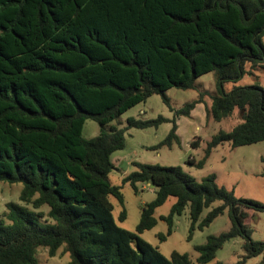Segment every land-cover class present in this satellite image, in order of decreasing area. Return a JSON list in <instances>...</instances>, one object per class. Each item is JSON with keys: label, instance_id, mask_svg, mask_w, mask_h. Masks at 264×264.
<instances>
[{"label": "trees", "instance_id": "1", "mask_svg": "<svg viewBox=\"0 0 264 264\" xmlns=\"http://www.w3.org/2000/svg\"><path fill=\"white\" fill-rule=\"evenodd\" d=\"M263 38L264 0H0V182L22 185L20 204L6 205L10 224L0 222V264H36L39 249L53 258L61 248L68 264H193L187 254L166 258L141 238L169 197L176 201L163 218L166 236L187 206L188 240L228 212L230 229L195 247L199 264L213 262L237 238L245 240L244 260L261 256L264 264V242L253 241L245 224L246 213H264V205L236 198L214 174L197 182L181 167L134 162L122 185L134 192L150 185L154 200L142 208L134 233L113 217L111 198L120 205L124 198L109 181L111 157L125 149L126 130L171 123L149 150L179 146L175 119L189 117L207 93L172 120L129 118L125 129L107 128L154 95L170 108L168 90H194L199 77L213 73L207 117L221 122L237 111L241 122L212 136L202 158L187 164L202 169L224 143L234 149L264 142V89L224 90L247 73V63L264 66ZM87 120L99 126L91 140L82 137ZM199 143L194 137L190 146ZM44 217L46 224L39 222ZM124 219L123 210L118 220Z\"/></svg>", "mask_w": 264, "mask_h": 264}, {"label": "rangeland", "instance_id": "2", "mask_svg": "<svg viewBox=\"0 0 264 264\" xmlns=\"http://www.w3.org/2000/svg\"><path fill=\"white\" fill-rule=\"evenodd\" d=\"M264 44V38H263ZM247 73L237 82H227L224 85L225 91H230L234 87H243L257 85L264 89V66L257 67L255 70L251 68V64L245 66ZM194 90L181 91L170 89L166 92V96L170 100V109L166 106L160 96L154 95L147 99L146 102L136 105L129 109L117 121L107 126L114 125L117 128L125 129L127 120L134 118L137 120H151L158 116L172 120L174 111L182 108L186 103L196 100L198 94L207 92L209 96L204 98L202 103L197 104L196 108L191 112L189 117H177L175 119L177 125V135L180 138V145L174 146L172 149L162 148L159 150H149L148 147L155 146L160 143L169 133L172 124L165 123L157 129L148 128L144 130L128 129L125 132L126 147L124 150L115 153L111 160L116 157H123L122 170L126 174H130L135 169L128 164V160L149 165H159L163 167H181L189 176L200 182L203 178L214 174L217 183L228 191H232L234 196L239 199H246L261 203L264 205V179L261 173L264 170V142L241 146L232 149L228 143L220 145L212 151L208 160L202 169L189 166L187 161L192 158L199 161L203 156V151L207 142L212 136L219 131L229 132L234 126L239 124V114L235 111L232 116L221 122H215L207 117V109L211 103L210 96L215 95V78L213 73L205 74L199 77L195 82ZM99 133V126L91 120L85 121L82 130V137L85 140H91ZM194 136H199L201 141L199 147L192 148L188 145V141ZM109 181L113 186H120L124 198L123 205L117 200L111 198L113 205V217L116 224L131 233L135 232V228L140 220L142 208L154 200L155 195L151 192L149 185H138L137 192H134L128 185H122L121 180L116 175L111 174ZM144 186V189L142 187ZM22 189L21 184H6L0 182V222L10 224L8 220V203L19 202V194ZM174 197H169L167 201L159 207L154 214L156 225L153 229L146 231L141 238L148 242L154 248L169 258L172 252L187 254L193 264L197 262L198 253L195 247L204 245L207 237L217 236L225 233L230 229V221L227 210L223 215L218 217L207 228L192 233L191 239L188 240L190 218L189 206L179 216H174L172 220V232L166 236L168 224L163 219L166 218L175 203ZM220 205L215 202L211 207L203 209L198 222H201L208 212ZM31 209V206H27ZM125 211V219L120 222L118 216L121 211ZM39 211L43 214L48 212L47 207H42ZM39 222L46 224V217L39 219ZM50 222V220H49ZM245 224L251 230V239L256 242H264V213L247 212ZM164 235L166 238L161 241L159 236ZM245 240L237 238L227 242L221 250L216 253L215 260L210 264H260L262 257H254L244 260L243 244ZM36 255V264H68L69 255L59 249L57 255L53 258L48 257L47 250L39 249Z\"/></svg>", "mask_w": 264, "mask_h": 264}, {"label": "crops", "instance_id": "3", "mask_svg": "<svg viewBox=\"0 0 264 264\" xmlns=\"http://www.w3.org/2000/svg\"><path fill=\"white\" fill-rule=\"evenodd\" d=\"M205 93H207V92H205ZM206 96H209V94L207 93V95ZM206 96H204V98L206 97ZM204 98H203V101H204ZM211 106V103H210V105H209V107ZM197 106H195V108H196ZM194 108V109H195ZM193 109V110H194ZM192 110V111H193ZM191 111V112H192ZM191 114V113H190ZM210 120H212V119H210ZM194 137H199V136H194ZM193 137V138H194ZM193 138L192 139H190L189 141H188V145L190 146V143H191V141L193 140ZM200 138V137H199ZM200 141H201V139H200ZM200 144V143H199ZM126 147V146H125ZM151 147H153V146H151ZM151 147H148L147 149H150ZM174 147V146H173ZM172 147V148H173ZM191 147V146H190ZM199 147V146H198ZM171 148V149H172ZM167 149V148H166ZM170 150V149H169ZM120 152V151H119ZM117 153V152H116ZM115 154V153H114ZM113 154V155H114ZM112 155V156H113ZM111 162H112V164H113V170H112V173L111 174H113V175H116L117 176V178L118 179H120L121 181H122V179L127 175L126 173H125V171H123L122 170V167H123V163H125V160H124V158L123 157H116V159L115 160H111ZM135 161H133L132 159H130V160H128V164H130V165H132V163H134ZM139 163V162H138ZM110 174V175H111ZM109 175V176H110ZM216 182H217V180H216ZM218 184V183H217ZM219 185V184H218ZM150 186V185H149ZM220 186V185H219ZM150 188H151V192H153V194H154V190H153V188H152V186H150ZM142 189H144V186L142 187Z\"/></svg>", "mask_w": 264, "mask_h": 264}]
</instances>
